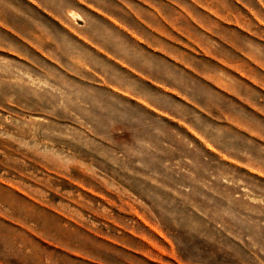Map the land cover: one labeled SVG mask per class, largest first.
<instances>
[{"label":"rangeland","instance_id":"374dc122","mask_svg":"<svg viewBox=\"0 0 264 264\" xmlns=\"http://www.w3.org/2000/svg\"><path fill=\"white\" fill-rule=\"evenodd\" d=\"M0 264H264V0H0Z\"/></svg>","mask_w":264,"mask_h":264},{"label":"bare ground","instance_id":"6f19581e","mask_svg":"<svg viewBox=\"0 0 264 264\" xmlns=\"http://www.w3.org/2000/svg\"><path fill=\"white\" fill-rule=\"evenodd\" d=\"M62 101V100H61Z\"/></svg>","mask_w":264,"mask_h":264}]
</instances>
